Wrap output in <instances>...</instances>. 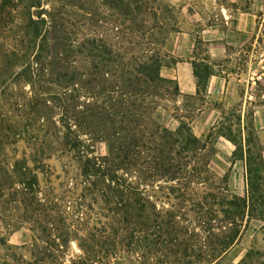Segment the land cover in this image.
<instances>
[{"label":"rangeland","instance_id":"374dc122","mask_svg":"<svg viewBox=\"0 0 264 264\" xmlns=\"http://www.w3.org/2000/svg\"><path fill=\"white\" fill-rule=\"evenodd\" d=\"M127 3L0 0V264H264L258 214L246 212L227 250L209 251V228L199 221L175 217L165 232L169 214L192 212L166 198L159 181L153 190L126 191L121 203L112 191L83 185L82 155L113 158L108 137L82 115L91 101L85 95L108 83L103 78L112 65L93 48L103 43L125 51L165 37L162 77L178 83L174 74L187 79L191 66L195 76L197 64L203 76L208 65L227 81L222 95L211 98L195 77L196 94L160 100L154 114L170 131L185 121L206 143L215 188L208 182L196 188L227 187L246 198L247 138L254 158L264 160V0H159L157 16L134 21L124 15ZM161 23L164 37L142 29ZM73 135L76 149L67 144ZM257 175L261 203L260 168Z\"/></svg>","mask_w":264,"mask_h":264},{"label":"trees","instance_id":"16d2710c","mask_svg":"<svg viewBox=\"0 0 264 264\" xmlns=\"http://www.w3.org/2000/svg\"><path fill=\"white\" fill-rule=\"evenodd\" d=\"M158 1L128 0L124 15L129 16L130 21L140 18L139 15L145 18L149 13L157 16V12L163 9ZM168 8L170 7L166 6L164 10ZM115 28L119 30L118 27ZM142 29L145 33L156 30L160 36H165L162 23L142 26ZM164 40L165 37L162 40L147 41L140 48L129 45L125 51L121 50L122 44L107 46L103 43L93 47L96 50L94 55L99 51L100 54L97 55H105L112 67L105 71L108 78H103L108 83H103L99 90L93 91L96 93L89 92L85 95L91 101H88L89 105L82 115L95 120L99 130L108 137L110 155L113 158L109 160L107 157L101 159L82 155L83 185L88 190H98L103 194L104 190L112 191L115 199L119 200L116 202L121 203L125 200L123 196L126 191L140 193L148 186L153 190L152 186L159 181L161 184L157 183L156 187L165 189L166 198L173 197L177 200L176 205L182 209L189 205L188 209L192 212L169 214L170 221L163 223L165 232L177 223L175 217L187 222L199 221L209 228V251H225L240 236L247 211L250 216L258 214L260 219L264 218V202L259 203L262 196L256 193L254 185L255 179L259 178V168L264 173V160L254 158L251 138H247L246 198L228 194L227 187H222L224 191L218 190L216 193L196 188L202 182L210 180L205 157L206 143L193 134L185 121L180 120L177 129L170 131L154 115L161 106L160 100L181 94L175 80L160 75V67L165 56H168L163 50ZM194 66V75L201 81L197 86L205 90L207 79L214 72L205 65L203 76L198 65ZM227 138L236 145L233 137L229 135ZM67 144L72 149L79 147L77 135L69 137ZM136 178L138 181H133ZM208 183V188H215L214 183ZM140 200L142 198L138 197L137 202ZM168 203L172 207L176 206L169 201ZM209 206L210 210L206 211L205 207ZM212 206L219 208L214 209ZM123 220H128L126 215ZM174 240L185 250V244L179 241L177 235Z\"/></svg>","mask_w":264,"mask_h":264},{"label":"crops","instance_id":"0c3cea01","mask_svg":"<svg viewBox=\"0 0 264 264\" xmlns=\"http://www.w3.org/2000/svg\"><path fill=\"white\" fill-rule=\"evenodd\" d=\"M188 63V62H187ZM187 79H184L180 73H175L174 76L176 77L180 90L183 93H187V94H196V80H195V76H193L192 70H191V66L187 67ZM226 80L224 78H222L221 76H217V75H211L208 79H207V83H206V88H205V92L207 94L208 97L211 98H218L222 95V92L225 88V84H226ZM206 111H203V114ZM201 114V116L203 115Z\"/></svg>","mask_w":264,"mask_h":264}]
</instances>
